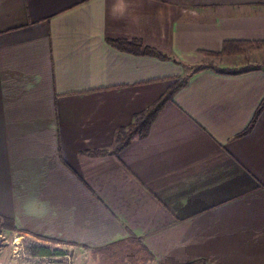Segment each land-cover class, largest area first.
<instances>
[{
    "label": "crops",
    "instance_id": "obj_1",
    "mask_svg": "<svg viewBox=\"0 0 264 264\" xmlns=\"http://www.w3.org/2000/svg\"><path fill=\"white\" fill-rule=\"evenodd\" d=\"M262 45L264 0H0L2 227L91 251L134 237L156 264H264V65H215Z\"/></svg>",
    "mask_w": 264,
    "mask_h": 264
},
{
    "label": "rangeland",
    "instance_id": "obj_2",
    "mask_svg": "<svg viewBox=\"0 0 264 264\" xmlns=\"http://www.w3.org/2000/svg\"><path fill=\"white\" fill-rule=\"evenodd\" d=\"M238 60L243 61V64L237 65V68L236 65L225 62V59L216 58V63H214L224 69H242L255 66V64L264 65V46L262 45L261 49L253 53L252 56L238 57ZM48 249L50 251L47 253ZM41 251L47 253L48 256L39 254ZM109 254V252L75 249L66 244L41 240L23 231L9 230L0 224V264H108L104 259L108 258ZM124 259L125 261H117L114 264H132L129 262V258L125 257ZM145 264L156 263L152 260Z\"/></svg>",
    "mask_w": 264,
    "mask_h": 264
},
{
    "label": "trees",
    "instance_id": "obj_3",
    "mask_svg": "<svg viewBox=\"0 0 264 264\" xmlns=\"http://www.w3.org/2000/svg\"><path fill=\"white\" fill-rule=\"evenodd\" d=\"M116 44L124 48L127 47V49H131V50H133L132 47L135 45L134 42L131 43L127 41H120V42L118 41ZM245 46L246 44L242 42H234V43L230 42L225 45L224 50L222 52L224 54L243 52ZM141 53L157 55L163 58L165 57L156 50L147 47H145L143 51H141ZM185 84H186V78L180 79L152 107H150L145 112L139 114L136 117L134 123H132L128 128H123L118 130L116 136L117 145L113 149V152H118L122 147L128 144L135 135H142V136L146 135L149 131L151 123L153 122L157 114L160 112V110L163 108V106L171 99L172 95L178 89L183 87ZM100 251L110 253L108 255V258L104 259L108 264H114L117 261H123V260L125 261L124 259L125 257H127V259L129 258V262L132 264H145L148 263V261H152L154 259L150 250L139 239H136L134 237L121 240ZM47 253H44L42 251L40 252V254H47ZM191 264H200V262H194Z\"/></svg>",
    "mask_w": 264,
    "mask_h": 264
}]
</instances>
